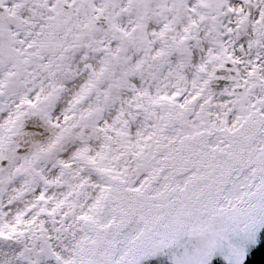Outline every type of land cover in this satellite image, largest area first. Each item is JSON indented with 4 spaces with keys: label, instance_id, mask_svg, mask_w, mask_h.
Here are the masks:
<instances>
[{
    "label": "snow or ice",
    "instance_id": "snow-or-ice-1",
    "mask_svg": "<svg viewBox=\"0 0 264 264\" xmlns=\"http://www.w3.org/2000/svg\"><path fill=\"white\" fill-rule=\"evenodd\" d=\"M0 264H264V0H0Z\"/></svg>",
    "mask_w": 264,
    "mask_h": 264
}]
</instances>
